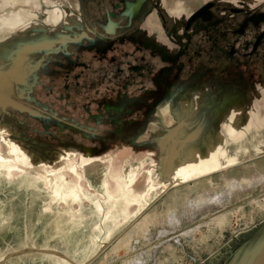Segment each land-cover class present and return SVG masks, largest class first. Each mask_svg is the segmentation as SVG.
I'll use <instances>...</instances> for the list:
<instances>
[{
	"label": "flooded vegetation",
	"instance_id": "1",
	"mask_svg": "<svg viewBox=\"0 0 264 264\" xmlns=\"http://www.w3.org/2000/svg\"><path fill=\"white\" fill-rule=\"evenodd\" d=\"M79 13L81 29H74L76 42L65 48L56 44L59 51L42 59L44 68L38 70L32 89L24 91L22 97L15 90L12 100L33 115L9 107L18 119L21 116L38 125L32 129L37 137L58 145L48 149L36 140L29 141L26 132L0 124L13 133L11 140L5 137L6 129L0 130L3 148L22 153L31 145L43 151L45 157L32 151L36 167L38 162L63 167L66 152L76 154L74 161L83 156L93 160L91 164L111 166L113 160L98 158L99 149L127 152L135 147L132 136L142 128V120L147 125L153 119L166 124V104L173 105L177 90L195 84L213 85L209 77H224L230 69L234 74L254 71L264 87V0H87L79 3ZM9 108L0 109L10 116ZM74 138L98 144L72 145ZM185 143H181L182 150L190 160L193 153ZM86 152H91L88 157ZM0 159V170H10V178L13 169L24 173L17 166L5 165L2 155ZM125 161L129 164L124 162L121 169L128 166L129 171L121 174V180L122 187L128 188L144 165L140 162L133 167ZM160 167L148 172L147 189L151 187L152 195L146 189L143 198H130L140 208L133 215L142 210L144 201L157 197L151 192L158 191L161 183L195 174L189 170L166 177ZM53 175L52 182L42 181L45 187L51 188L58 176L67 181L61 171ZM104 176V180L120 184L115 175L106 172Z\"/></svg>",
	"mask_w": 264,
	"mask_h": 264
},
{
	"label": "rangeland",
	"instance_id": "2",
	"mask_svg": "<svg viewBox=\"0 0 264 264\" xmlns=\"http://www.w3.org/2000/svg\"><path fill=\"white\" fill-rule=\"evenodd\" d=\"M3 1L0 0V5ZM47 56L49 54H34L29 56V61H40L44 66L42 59ZM230 70L224 77L212 76L208 80H212V83L214 81L213 85L225 83L235 77ZM251 73L256 76L254 71ZM15 90L13 87L11 92L5 91V95L13 99ZM1 98L4 99L3 104L0 102L3 110L9 107L15 109L7 104L9 100L0 93ZM10 108V116H6L0 109V124L8 125L17 132H26L29 141L36 140L45 144L48 149L58 145H51L44 138L37 137L32 129H36L38 125L29 119L24 121L21 116L18 119L17 114ZM166 115L168 126L171 119L167 113ZM142 122V128L136 131L138 134L134 133L132 136L135 147L125 153H118L119 150L111 153L106 149H99L98 158H104V161L107 158L113 160L111 166H107V163L91 164L93 160H86L83 156L74 161L76 154L66 152L68 159L63 167H46L39 162L36 167V155L32 151L45 157L39 147H32L29 143L30 147L27 149L31 153L25 148L22 153H15L7 146L3 148L4 144L0 143V155L3 156L5 165L12 164L25 172L20 174L13 169V178H8L4 171L0 174V264H64L63 260L68 264L247 263L248 252L264 231V159L244 164L240 176L237 169L211 176L213 189L207 195L203 188L181 189L186 184L158 187V191L151 192L157 197L150 204L144 201L142 210L133 215L140 208L138 203L130 204V198L138 200L144 197L149 171L161 166V169H165L166 177H172L181 170L182 173L189 172L183 170L186 164L181 145H176L175 142L173 146L169 144L172 152L167 157L165 136L154 141L156 143L147 142L151 133L158 131L157 124L151 131V125H147L146 120ZM1 129L6 128L0 127ZM196 130H199L197 124ZM5 133H8L5 137L12 140L13 133ZM200 134L202 136L204 132L200 131ZM74 139L76 142L72 145L98 144L96 141L79 142L78 138ZM186 146L189 149L187 143ZM192 153L195 154L194 151ZM147 156L152 160L150 167L143 166L142 172L132 184L128 188L122 187L121 174L129 171L128 166L121 169L125 160L128 159L130 165L136 167L140 162L145 165L143 159ZM173 157L180 159L185 165L176 167L177 164L170 163ZM163 158L166 160L162 163ZM52 159L51 157L50 160ZM127 164L129 163L126 162ZM60 165L57 162L55 166ZM57 171H61L68 181L63 190L67 200L53 201L51 210L47 212L45 208L50 202V196L42 181L46 184L48 181L52 182L53 174ZM106 172L118 177L120 184L117 186L114 181L104 180ZM206 186L211 188L210 185ZM70 187L75 188V191ZM105 196L115 198L101 200ZM98 200L103 203L95 202ZM103 213L113 215L105 219L104 215L101 216ZM219 220L223 223L219 224ZM60 254L63 260L60 259Z\"/></svg>",
	"mask_w": 264,
	"mask_h": 264
},
{
	"label": "water",
	"instance_id": "3",
	"mask_svg": "<svg viewBox=\"0 0 264 264\" xmlns=\"http://www.w3.org/2000/svg\"><path fill=\"white\" fill-rule=\"evenodd\" d=\"M81 1L87 0H4L0 5V19H16L12 29L0 24V93L15 110L33 115L20 104H14L5 91L11 92L15 87L22 97L24 91H30L35 85L38 70L44 66L40 61H29V56L56 53L59 51L54 48L56 44L65 48L76 42L74 38L78 35L74 29H81ZM4 49L15 52L4 56L1 53ZM234 76L218 85L195 84L177 90L174 108L171 109V102L166 104L165 112L171 119L167 121L168 126L162 120L150 121L149 129L152 131L157 124L158 131L151 133L147 142L156 143L154 141L164 136L167 147L185 141L196 151L190 163L216 164L215 169L181 185L206 187L212 184L211 176L215 174H226L241 169L246 163L264 159V87L251 73ZM3 100L0 99L2 104ZM196 124L199 130L195 131ZM200 131L204 132L202 136ZM88 153L91 152H86V157ZM143 161L149 168L152 160L147 156ZM170 163L177 164L176 167L184 164L176 157Z\"/></svg>",
	"mask_w": 264,
	"mask_h": 264
},
{
	"label": "bare ground",
	"instance_id": "4",
	"mask_svg": "<svg viewBox=\"0 0 264 264\" xmlns=\"http://www.w3.org/2000/svg\"><path fill=\"white\" fill-rule=\"evenodd\" d=\"M3 4V3H2ZM13 22H16V19H13V20H5V19H3V18H1L0 19V24H1V26H5V28H10V29H12V28H14L15 26H14V23ZM8 30V29H7ZM9 31V30H8ZM14 45V44H13ZM16 45H19V44H16ZM10 48V47H9ZM13 52H15V50H7V49H4V50H1V53L4 55V56H8V55H11ZM180 144V143H179ZM170 145H174L173 143L172 144H170ZM181 145V144H180ZM182 147V146H181ZM190 149L192 150V151H194V152H196L195 150H194V148L193 147H190ZM167 151H168V153H167ZM167 151H166V153H167V157H168V155H169V153H171L172 152V149H171V146L169 147L168 146V148H167ZM180 151V150H179ZM181 151H183L182 150V148H181ZM1 160V159H0ZM166 160V158H163L162 159V163L164 162ZM184 160H185V163L186 162H188L187 164H186V166H185V169H183V170H186V169H188V170H191V172H194L195 174L192 176V177H196L197 175H200V174H205V173H208L209 171H211V170H213V169H215V167H216V164H214V165H199V166H197V167H194V166H191V164H190V160H187V158H186V154H184ZM207 167V168H206ZM6 172V174H7V176H8V178H10L11 177V175H10V170H4V169H1L0 170V174H1V172ZM183 171L181 170V172L180 173H182ZM191 177V178H192ZM130 179V178H129ZM186 180H188V178L186 179V177H184L183 179H181L180 180V182H178V183H171V182H164V183H161L160 184V186L158 185V187H162V186H167V185H170V184H175V186L176 185H178V184H182L183 182H186ZM128 181V180H127ZM182 181V182H181ZM128 183H129V181L128 182H126L125 183V185L124 186H127L128 185ZM66 184H67V181L65 180V179H63V178H61L60 176H58L56 179H55V183H54V185L51 187V188H49V187H46V189H47V191H48V194H49V196H50V202L47 204V207L45 208V211H50L51 209V203L53 202V201H56V202H62V201H66L67 200V198H66V194L63 192V190H64V188H65V186H66ZM103 186V185H102ZM173 186V185H172ZM70 189L72 190V191H75V189L74 188H72V187H70ZM105 191H106V188H105ZM150 191H153L152 189H151V187H149L148 189H147V194H149L150 193ZM71 193H73V192H71ZM82 197H84V196H82ZM106 199V200H112V199H114L115 197H111V196H105V197H102V199L101 200H103V199ZM78 199H79V197H78ZM83 199V198H82ZM101 200L100 201H95V202H99V204H102L103 202H101ZM106 200H103V201H106ZM150 202V200H146V204L147 203H149ZM131 203H133V200H131L130 199V204ZM150 204V203H149ZM54 205V204H53ZM98 206H100V205H98ZM144 206V205H143ZM104 208L106 207L105 205L103 206ZM102 215H104L105 216V219L108 217V218H110V217H112V213H110V214H108V215H106L105 213H103V214H101V216ZM135 215H137V214H135ZM115 216V215H114ZM113 216V217H114ZM224 218V217H223ZM223 218H222V220H223ZM221 219V218H220ZM128 220V219H127ZM222 220H219L218 222H219V224H221V223H223L222 222ZM217 222V223H218ZM120 223V222H119ZM123 223V222H122ZM121 223V224H122ZM109 224V223H108ZM118 226V225H117ZM119 227H121V226H119ZM263 234H264V231L259 235V237H257V239H256V241H255V244L253 245V247L251 248V250H250V252H248L249 254H248V257H247V263L245 262H243V264H264V236H263ZM29 251V250H28ZM50 252V251H49ZM59 256V255H58ZM62 257V258H61ZM60 259H64L63 258V256L60 254ZM66 259V258H65ZM64 261V264H68V262L67 261H65V260H63Z\"/></svg>",
	"mask_w": 264,
	"mask_h": 264
},
{
	"label": "crops",
	"instance_id": "5",
	"mask_svg": "<svg viewBox=\"0 0 264 264\" xmlns=\"http://www.w3.org/2000/svg\"><path fill=\"white\" fill-rule=\"evenodd\" d=\"M182 142H180V144H181ZM186 144V143H185ZM188 145V144H187ZM189 151L192 153V151L189 149ZM243 168V167H242ZM238 171V170H237ZM241 172H243L242 170H241ZM241 172L240 171H238V176H240L241 175ZM229 178V177H228ZM187 185V184H186ZM206 185H209V184H206ZM188 187H191L192 189L193 188H195V189H197V190H200L201 188H203V189H205V195H207V194H209V193H211V191H212V189H213V182H212V184H210V187L211 188H208L207 186L206 187H203V186H201L200 188H198L195 184H192V185H187L186 187H181V189H185V188H188ZM191 189V190H192Z\"/></svg>",
	"mask_w": 264,
	"mask_h": 264
}]
</instances>
